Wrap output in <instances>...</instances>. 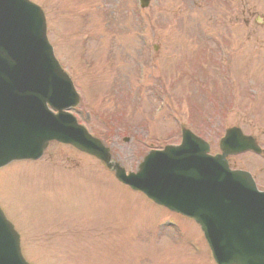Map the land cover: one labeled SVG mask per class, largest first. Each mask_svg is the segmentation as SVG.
<instances>
[{"label": "rangeland", "instance_id": "rangeland-1", "mask_svg": "<svg viewBox=\"0 0 264 264\" xmlns=\"http://www.w3.org/2000/svg\"><path fill=\"white\" fill-rule=\"evenodd\" d=\"M30 1L44 9L54 55L81 97L73 115L126 171L197 120L185 94L199 95L205 82L222 89L199 115L211 153L231 126L264 149V0H238L231 13L210 0H152L143 11L137 0ZM193 38L210 41V62ZM229 164L264 188L263 159L244 154ZM109 175L60 146L0 170V208L30 264H208L193 222L163 225L162 212ZM182 233L194 239L169 242Z\"/></svg>", "mask_w": 264, "mask_h": 264}, {"label": "water", "instance_id": "water-1", "mask_svg": "<svg viewBox=\"0 0 264 264\" xmlns=\"http://www.w3.org/2000/svg\"><path fill=\"white\" fill-rule=\"evenodd\" d=\"M0 85L9 94L7 101L0 93V165L5 157H39L49 140L69 143L156 203L193 218L219 264H264V195L245 174L227 171L224 156L210 159L207 146L189 135L179 148L151 153L136 175L126 177L109 164L108 151L97 140L61 113L77 98L52 58L42 14L24 0H0ZM46 104L59 114L49 113ZM186 156L191 168L184 169ZM0 264H24L1 214Z\"/></svg>", "mask_w": 264, "mask_h": 264}]
</instances>
